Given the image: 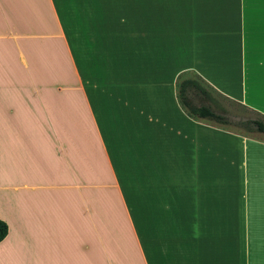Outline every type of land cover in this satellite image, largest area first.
Masks as SVG:
<instances>
[{
	"label": "crops",
	"instance_id": "crops-1",
	"mask_svg": "<svg viewBox=\"0 0 264 264\" xmlns=\"http://www.w3.org/2000/svg\"><path fill=\"white\" fill-rule=\"evenodd\" d=\"M76 4L73 44L59 0H0V264H264V141L178 87L264 114V0Z\"/></svg>",
	"mask_w": 264,
	"mask_h": 264
},
{
	"label": "rangeland",
	"instance_id": "rangeland-1",
	"mask_svg": "<svg viewBox=\"0 0 264 264\" xmlns=\"http://www.w3.org/2000/svg\"><path fill=\"white\" fill-rule=\"evenodd\" d=\"M76 2L77 0H59V5L62 10L64 20L66 22L68 32L70 34L73 44L78 39L77 38L78 33L76 34L77 28L75 22L76 19L78 18L79 20L81 19L80 11L76 9V5H77ZM137 2L138 0H109L110 6H113L115 8L113 15L115 16V19L117 21H120L122 18V15L118 13L122 12V8L124 6H130L131 8H133L137 6ZM78 11H79V15H77ZM83 68L84 70H86V65L84 63H83ZM187 78L196 79L201 85L209 89V92L212 95V99H206L203 95L199 93H190V97L196 105H201V104L211 105L215 111L224 114L228 118L229 124H222L216 122L218 123V125L225 127L227 130L231 132L247 134L264 141L263 133H260L258 131H250L249 129L250 128L249 121H252L254 119L264 120L263 113L257 112L241 104L238 101H235L229 97H225L215 92L213 89H210L206 84L203 83L202 80L198 79L193 74L190 75L185 74L184 77H181L179 79V82ZM232 153L233 152H231L230 155H232ZM234 167L235 166H230V164L227 162L225 167L227 168L226 180L228 182H240V181L242 182V174H244V172L247 174V170L244 167H237L235 169ZM249 172H250L249 173L250 179L254 176V174H256L255 175L256 178H258L260 181H264V175L261 174V169L259 170V172L253 171V174L251 171Z\"/></svg>",
	"mask_w": 264,
	"mask_h": 264
},
{
	"label": "trees",
	"instance_id": "trees-1",
	"mask_svg": "<svg viewBox=\"0 0 264 264\" xmlns=\"http://www.w3.org/2000/svg\"><path fill=\"white\" fill-rule=\"evenodd\" d=\"M179 98L183 106L188 113L194 117L208 118L218 123L229 124L228 118L213 109L211 105L201 104L196 105L191 97L190 93H199L206 99H212L210 92L202 86L196 79H184L179 82ZM248 123V122H247ZM250 131H258L264 134V120L254 119L249 121ZM8 234V224L0 219V241H2Z\"/></svg>",
	"mask_w": 264,
	"mask_h": 264
}]
</instances>
